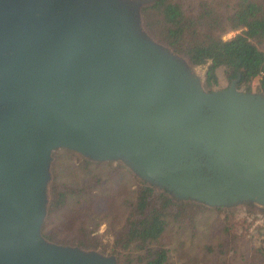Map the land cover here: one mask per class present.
Returning a JSON list of instances; mask_svg holds the SVG:
<instances>
[{
  "label": "water",
  "instance_id": "1",
  "mask_svg": "<svg viewBox=\"0 0 264 264\" xmlns=\"http://www.w3.org/2000/svg\"><path fill=\"white\" fill-rule=\"evenodd\" d=\"M153 1L0 0V264H118L42 236L57 149L264 218V93L208 91L146 27Z\"/></svg>",
  "mask_w": 264,
  "mask_h": 264
},
{
  "label": "rangeland",
  "instance_id": "2",
  "mask_svg": "<svg viewBox=\"0 0 264 264\" xmlns=\"http://www.w3.org/2000/svg\"><path fill=\"white\" fill-rule=\"evenodd\" d=\"M178 1L185 9H191L198 0ZM240 34V30L228 31L221 38L228 41ZM259 48L264 50L262 46ZM197 66L204 76L208 63ZM231 73L229 65L220 64L214 73L213 89L227 88L233 80ZM254 85V80L241 78L237 87L241 91L253 90ZM53 157L50 204L42 233L47 240L59 244H71L72 239H83L87 243L92 234L82 237L80 230L84 226L88 232L96 234L93 237L99 243L82 248L108 254L101 248L107 249L109 244L105 242L112 244L113 234L122 230L140 180L121 164L89 162L64 149L55 150ZM55 201L59 206H52ZM183 204L179 211L175 208L171 212L158 241L147 245L166 249L165 264H264V218L253 207L220 209ZM134 247L132 244L123 255H117L118 264L145 260L147 250Z\"/></svg>",
  "mask_w": 264,
  "mask_h": 264
},
{
  "label": "trees",
  "instance_id": "3",
  "mask_svg": "<svg viewBox=\"0 0 264 264\" xmlns=\"http://www.w3.org/2000/svg\"><path fill=\"white\" fill-rule=\"evenodd\" d=\"M142 15L155 39L166 43L195 65L208 63L204 75V85L208 91L214 90L213 78L217 67L227 64L233 80L240 75V79L255 81L253 90L244 91L264 93V50L259 48H264V1L198 0L193 8L185 9L178 0H154L142 9ZM237 30L241 31L240 35L228 41L222 40V34ZM155 190L153 186L139 181L122 230L113 234L112 244L105 242L109 247L101 248L102 251L121 256L133 244L136 250H147L145 260H139L136 264L166 263V249H153L147 245L158 241L171 212L175 208L179 211L184 202L179 204ZM59 204L55 201L52 206ZM80 232H83L82 237L92 234L90 241L86 243L83 239H72L71 244L67 245L89 247L96 243L93 237L96 234L93 235L92 231L88 232L83 226Z\"/></svg>",
  "mask_w": 264,
  "mask_h": 264
},
{
  "label": "flooded vegetation",
  "instance_id": "4",
  "mask_svg": "<svg viewBox=\"0 0 264 264\" xmlns=\"http://www.w3.org/2000/svg\"><path fill=\"white\" fill-rule=\"evenodd\" d=\"M1 187V186H0ZM160 193H163L164 195H166L169 199H171L172 201H175V202H178V201H180V199H178V198H176V197H174L167 189H163L162 191H160ZM42 228H43V226H42ZM41 234H42V236L44 237V238H46L45 237V235L42 233V230H41Z\"/></svg>",
  "mask_w": 264,
  "mask_h": 264
}]
</instances>
